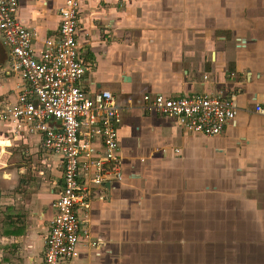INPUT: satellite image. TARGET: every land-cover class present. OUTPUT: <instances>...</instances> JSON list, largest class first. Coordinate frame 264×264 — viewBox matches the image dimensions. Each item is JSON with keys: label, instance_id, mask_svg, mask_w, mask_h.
<instances>
[{"label": "crops", "instance_id": "obj_1", "mask_svg": "<svg viewBox=\"0 0 264 264\" xmlns=\"http://www.w3.org/2000/svg\"><path fill=\"white\" fill-rule=\"evenodd\" d=\"M78 1L75 37L89 66L78 84L110 90L121 107L122 177L92 192L89 239L61 264H171L173 255L264 264V115L254 110L264 106V0ZM17 2L38 49L56 33L64 0ZM8 59L0 38V102L14 103L22 78ZM202 92L237 107L217 135L186 133L143 100ZM61 184L59 156L41 134L0 120V264H41ZM204 238L226 239V252L185 241Z\"/></svg>", "mask_w": 264, "mask_h": 264}, {"label": "built area", "instance_id": "obj_2", "mask_svg": "<svg viewBox=\"0 0 264 264\" xmlns=\"http://www.w3.org/2000/svg\"><path fill=\"white\" fill-rule=\"evenodd\" d=\"M17 8V0H0V38L8 48L10 70L22 78L15 102H0V120L24 122L29 132L41 134L44 150L59 156L62 184L52 202L41 264H61L78 255L83 238L89 239L92 192L122 177L117 137L121 107L110 90L88 93L78 84L89 67L75 37L78 0H64L56 33L44 37L38 49L35 30L17 18ZM143 100L170 115L184 132L206 136L219 134L237 112L232 97L209 92L143 95ZM254 110L264 115V106L257 104Z\"/></svg>", "mask_w": 264, "mask_h": 264}, {"label": "rangeland", "instance_id": "obj_3", "mask_svg": "<svg viewBox=\"0 0 264 264\" xmlns=\"http://www.w3.org/2000/svg\"><path fill=\"white\" fill-rule=\"evenodd\" d=\"M253 224H254V226L257 227V230H258V225L259 224H255V223H253ZM249 230H250V228H249ZM236 232H237V235H240V236L243 234V233H239V229L238 228H237ZM212 235H213V233H212ZM235 239L237 240L238 237H236ZM219 240H224L223 245H222V243H220V244H217L216 243ZM185 241H187V244L189 245V247L191 249H194L193 247H195L199 243V247L202 246V248L204 249L205 255L208 254L209 256L213 252L214 253H217V252L225 253L226 252V249H227V240L226 239H222V238H213V239H211V238H204V239H198V240L197 239H188V240L186 239ZM240 241H242V240H237V242H240ZM256 241L258 242L259 240H256ZM172 244L174 246L176 244V240H173V243ZM234 246L236 247V246H239V245H238V243L237 244H233L232 245V248ZM217 256H219V255H217ZM178 257H179L178 255H173V261H172L173 263L171 262V264H179L178 263ZM187 260L189 261L190 259H187ZM191 261L194 262V260H191Z\"/></svg>", "mask_w": 264, "mask_h": 264}]
</instances>
